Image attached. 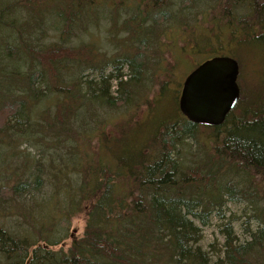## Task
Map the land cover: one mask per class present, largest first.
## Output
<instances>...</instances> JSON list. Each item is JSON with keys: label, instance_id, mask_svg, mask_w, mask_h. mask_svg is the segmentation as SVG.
I'll return each instance as SVG.
<instances>
[{"label": "trees", "instance_id": "16d2710c", "mask_svg": "<svg viewBox=\"0 0 264 264\" xmlns=\"http://www.w3.org/2000/svg\"><path fill=\"white\" fill-rule=\"evenodd\" d=\"M196 1L182 0L188 5L181 9L177 0H0V139L29 145L18 156L0 145V171L18 158L5 169L9 184L0 186L1 200L14 206L7 214L16 219L12 228L0 222V264H264V101L250 100L264 71L250 72L256 83L247 91L239 67V101L216 127L182 117L176 100L185 78L204 62L196 65L195 52L235 58L226 52L241 49L252 68L264 53V0ZM117 24L131 43L120 39L121 51L108 55L102 33H117ZM165 24L168 30L159 31ZM68 34L79 46L67 44ZM149 43L173 53L170 70H158L168 78L156 93L183 60H192L173 98L180 122L173 115L152 120L151 109L163 97L147 99L148 83L160 80L146 67ZM142 99L152 115L149 126L135 125L131 113L111 133L104 120L83 129L87 101L106 114L137 110ZM44 150L46 172L36 161ZM47 186L53 190L43 196ZM35 196L42 202L31 205ZM229 202L250 204L245 228L254 223L255 229L243 242L232 226L237 218L225 215ZM81 214L84 231L66 252L43 249L61 245L66 226ZM212 218L224 227L215 257L197 245L196 224L208 226Z\"/></svg>", "mask_w": 264, "mask_h": 264}, {"label": "rangeland", "instance_id": "374dc122", "mask_svg": "<svg viewBox=\"0 0 264 264\" xmlns=\"http://www.w3.org/2000/svg\"><path fill=\"white\" fill-rule=\"evenodd\" d=\"M5 1V0H3ZM177 2L181 5V9L184 8L186 9L188 3H182V0H177ZM197 4V1L195 0L194 2V6ZM131 6V5H130ZM130 6H128L127 8H129ZM188 10V9H187ZM185 11V13H187L189 15V13L186 10H182ZM186 14V16H187ZM131 15H126L122 20H126L130 17ZM103 24V23H102ZM168 26L167 24L163 25V26H159L157 27L158 29H160L159 31L162 30H168ZM117 29H113L114 32L117 33H112L111 36L107 35L106 33H102V35L105 37L104 42L106 43L105 46V50L107 51L108 55L111 54H117L121 51L122 47L119 44L120 39H124L125 42H127V44H130V39L127 37L128 36V32L124 31L121 32L119 30V25H116ZM91 32H94V29L91 28ZM157 36H158V31L155 30L152 33V40L154 42V44L156 43L157 40ZM182 39V38H181ZM65 41L67 42V44L69 46H73V47H77L79 46L78 44L79 42V38L75 37L73 34H68L66 36ZM162 41L166 46L168 45L169 42V38L168 37H163ZM177 43L179 45V47L182 48V43L180 41V39L178 38ZM182 41H185L182 39ZM52 41L49 39H42L40 41L41 44L45 45V44H52ZM149 42V41H148ZM150 44V43H149ZM97 44L93 45V47H96ZM262 47V46H261ZM102 52V50H101ZM216 51H207L204 50L202 52H195L193 55V59L196 63V65L199 63H202L203 61L205 62V60H209L210 56L214 55L213 53H215ZM227 54H232V56H234L235 60H237L239 62V67H240V79L243 82V84L241 85L243 90L244 87L246 86V90H251V87L253 84H255V76L252 75L250 72L252 71L255 75L260 76L262 74V72L264 71V53L263 51H261L260 53L255 55V59H254V65L252 66V68H250L249 66V60L247 59L246 56L243 55V50L238 49H232L230 48L227 52ZM145 54H146V67L149 66L148 71L151 74H155L156 77H159V83L156 82L157 79H152L150 82L153 83L152 85L149 84V87L147 89V91L149 90V94L147 96V99H150L151 102L153 101V99H155V97H159L160 99L163 97V99L161 100L160 103L156 104L151 110H155V113H153L154 111H152L153 117L152 120H158V122H161L163 119H168V117L170 115H173L176 119L177 122H180V115L179 112L176 110L177 104L175 102H173V98L176 96L175 91H177L178 89V85L182 83V80L184 79L185 75L187 73H189V71L193 69V65L190 61L192 60H188L187 58L185 60H183L182 65L179 68H176L177 73L175 74H171V78L169 80L168 83H166V85L164 86L162 93H156V88H160V83L161 81H163L164 79H167L168 76L166 75V73L164 71L159 72L158 70L160 68L164 69V70H170V65L173 63V53L172 52H167L166 50L161 52L159 50H157L154 47H151V44L149 47L146 48L145 50ZM208 54V55H207ZM205 55H207V57H204ZM209 58V59H208ZM233 58V57H232ZM164 59H166L167 61H164ZM157 61V65L155 66H150L151 64H153L154 62ZM174 70V69H172ZM127 69H124L125 74H127ZM86 76H90V73L87 72L85 73ZM93 76H91L90 78H92ZM93 79V78H92ZM260 84L259 86H257V92H255L254 94L250 95V100L253 102H262L264 101V76H261L260 78ZM239 85V84H238ZM180 88V87H179ZM112 89L114 92H116V85L113 82L112 85ZM136 91H139V88H135ZM146 89L141 90V94L139 95H145V92L147 93ZM179 93H177L176 96V100L178 102V95ZM160 99L158 101H160ZM144 99L138 101V105L137 106V110H133V106L131 108L128 109H121L122 107H119L120 110H113V111H108L106 114L103 113V111L105 110L104 108H102L101 106L97 105L96 102L94 100H89L86 102V109L87 110H83V112H85V117L82 118L85 121V126L83 129L87 130L89 128H94L99 126L96 125L95 123L99 120H104L105 122L103 124H108L106 127V131L108 133L113 132V125L122 120L125 119L129 114L133 113V120H134V124L138 126V124L136 122H142V125H140V127H147L149 126L150 122L152 120H148L151 116L147 114V110L146 106L144 104ZM84 109V108H82ZM81 109V110H82ZM159 109V110H158ZM178 109V107H177ZM80 113V111H79ZM81 114V113H80ZM182 116V115H181ZM81 118V117H80ZM169 121V119H168ZM139 127V126H138ZM80 140L83 141V137H80ZM188 145L185 146L188 150H190V152H192L194 150V148L190 145L191 141H187L186 142ZM0 145H6L8 146V148H5V150H3L5 153L13 150L15 153V156L18 155H23V153L29 148L28 144H22L19 147H13L11 145H9V141L8 138L7 139H0ZM6 154V155H7ZM191 159H197L196 157H191ZM18 161V158H15L13 160L10 161H6L4 164L5 169H10V167L14 166L16 164V162ZM36 161L37 163H40L43 165V167L45 168V172L47 171L46 168V162H47V155L44 152L39 153L36 157ZM5 169H2L0 171V186L1 188H5L6 185L9 184V179L7 178V173L5 171ZM45 181H47L46 177ZM53 190L52 186H47L43 189L42 191V195L46 196V193H49ZM5 192V191H4ZM50 196V195H49ZM6 198V197H5ZM4 197L0 196V215L4 213V218L1 217L0 222L7 226L8 228H12L15 225V218H13L12 216H8L7 213H9L10 209L14 208V206L11 205V203H9L8 200H1V199H5ZM43 198H40V196H35L33 198L32 201H30L29 203L31 205H36V204H40L42 202ZM225 215L226 217H233L235 216L237 218L236 221L233 222L232 226L234 229L235 234L238 237V240L240 242H243L245 240H247L248 235L250 233V229L254 230L255 229V224L251 223L250 225V229H246L245 226V222L247 220V217L250 215V204L247 203H239V204H235V203H227L226 207H225ZM85 219L86 216L85 214H81L77 217H74L70 220L68 226V231L65 230V235H66V239L64 240V242L61 245L52 247V248H46V246L44 245L43 249L44 250H52L54 252L56 251H60L62 250L63 252H66L68 250V248L70 247V245L72 244V242H74L75 240L81 238L82 233L84 231V226H85ZM22 227L24 228L25 226H27L26 222L22 221ZM225 223V222H224ZM223 223L219 222L217 219L212 218L210 225L205 226V227H200L198 224H196L199 228H201L200 231V235H201V239L200 241L197 243L198 246H200L202 248V250L210 257H215L217 255H219V251L222 250L223 248V244H224V237L222 235V232L224 230V227L222 225ZM60 228V227H59Z\"/></svg>", "mask_w": 264, "mask_h": 264}, {"label": "water", "instance_id": "95a60500", "mask_svg": "<svg viewBox=\"0 0 264 264\" xmlns=\"http://www.w3.org/2000/svg\"><path fill=\"white\" fill-rule=\"evenodd\" d=\"M238 62L213 57L197 66L183 81L178 110L195 124L219 126L239 101Z\"/></svg>", "mask_w": 264, "mask_h": 264}, {"label": "bare ground", "instance_id": "6f19581e", "mask_svg": "<svg viewBox=\"0 0 264 264\" xmlns=\"http://www.w3.org/2000/svg\"><path fill=\"white\" fill-rule=\"evenodd\" d=\"M183 116V115H182ZM183 117H185V116H183ZM186 118V117H185ZM187 119V118H186ZM188 120V119H187ZM216 127V126H215ZM28 264V263H27Z\"/></svg>", "mask_w": 264, "mask_h": 264}, {"label": "flooded vegetation", "instance_id": "af4514ba", "mask_svg": "<svg viewBox=\"0 0 264 264\" xmlns=\"http://www.w3.org/2000/svg\"><path fill=\"white\" fill-rule=\"evenodd\" d=\"M182 115V114H181ZM183 117V116H182Z\"/></svg>", "mask_w": 264, "mask_h": 264}]
</instances>
